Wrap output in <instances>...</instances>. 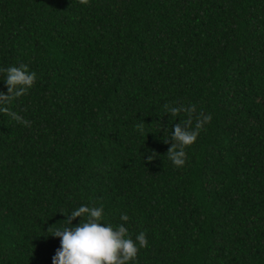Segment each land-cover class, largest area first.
Segmentation results:
<instances>
[{
  "label": "trees",
  "instance_id": "1",
  "mask_svg": "<svg viewBox=\"0 0 264 264\" xmlns=\"http://www.w3.org/2000/svg\"><path fill=\"white\" fill-rule=\"evenodd\" d=\"M20 64L37 78L0 112V264H51L81 204L146 233L134 264H264V0H0V69ZM208 114L175 166L173 124Z\"/></svg>",
  "mask_w": 264,
  "mask_h": 264
},
{
  "label": "clouds",
  "instance_id": "2",
  "mask_svg": "<svg viewBox=\"0 0 264 264\" xmlns=\"http://www.w3.org/2000/svg\"><path fill=\"white\" fill-rule=\"evenodd\" d=\"M84 2L87 3V0ZM0 73L5 74L0 83L7 89L6 93L0 91V112H9L7 105L13 98L27 93L35 83L37 74L30 71L25 64L0 69ZM165 109L167 113L173 115L181 111L189 113L195 111L194 106L185 109L165 105ZM10 115L20 123L29 124V121L23 120L15 112H10ZM211 119L210 114L203 115V119L197 121L194 129H189L180 122L173 124L169 133L170 139L165 143L171 141L168 153L175 166L184 165L186 156L184 149L196 141L202 125ZM154 155L155 153H152L148 159H153ZM65 217L66 223L56 228L50 235L59 238L60 241L51 264H134L139 250L148 246L145 232L141 231L133 239L125 223L114 226L105 222L102 206L81 204ZM77 218L78 223L73 225L72 220ZM120 220L127 222L129 220L127 213H122Z\"/></svg>",
  "mask_w": 264,
  "mask_h": 264
}]
</instances>
